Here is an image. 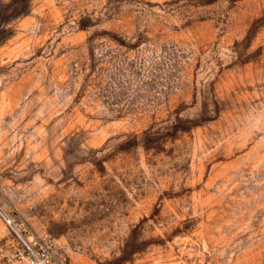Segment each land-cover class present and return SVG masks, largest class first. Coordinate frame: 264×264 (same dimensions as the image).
<instances>
[{
  "label": "rangeland",
  "instance_id": "rangeland-1",
  "mask_svg": "<svg viewBox=\"0 0 264 264\" xmlns=\"http://www.w3.org/2000/svg\"><path fill=\"white\" fill-rule=\"evenodd\" d=\"M0 207L70 264H264V0H0Z\"/></svg>",
  "mask_w": 264,
  "mask_h": 264
},
{
  "label": "built area",
  "instance_id": "built-area-1",
  "mask_svg": "<svg viewBox=\"0 0 264 264\" xmlns=\"http://www.w3.org/2000/svg\"><path fill=\"white\" fill-rule=\"evenodd\" d=\"M0 218L16 235L19 244L13 259L8 258L6 264H70L68 252L63 246L57 247L54 243L30 235L26 228L19 227L1 207Z\"/></svg>",
  "mask_w": 264,
  "mask_h": 264
}]
</instances>
